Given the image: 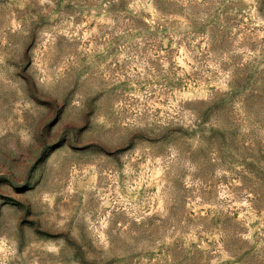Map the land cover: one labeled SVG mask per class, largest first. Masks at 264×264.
<instances>
[{"label":"rangeland","instance_id":"obj_1","mask_svg":"<svg viewBox=\"0 0 264 264\" xmlns=\"http://www.w3.org/2000/svg\"><path fill=\"white\" fill-rule=\"evenodd\" d=\"M0 264H264V0H0Z\"/></svg>","mask_w":264,"mask_h":264}]
</instances>
